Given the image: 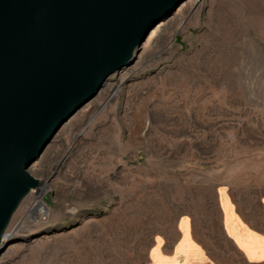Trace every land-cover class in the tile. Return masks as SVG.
Wrapping results in <instances>:
<instances>
[{"label":"rangeland","instance_id":"1","mask_svg":"<svg viewBox=\"0 0 264 264\" xmlns=\"http://www.w3.org/2000/svg\"><path fill=\"white\" fill-rule=\"evenodd\" d=\"M30 174L0 264H159L184 221L206 257L246 264L222 204L264 228V0L184 1Z\"/></svg>","mask_w":264,"mask_h":264},{"label":"water","instance_id":"2","mask_svg":"<svg viewBox=\"0 0 264 264\" xmlns=\"http://www.w3.org/2000/svg\"><path fill=\"white\" fill-rule=\"evenodd\" d=\"M186 0H0V255L63 124Z\"/></svg>","mask_w":264,"mask_h":264},{"label":"crops","instance_id":"3","mask_svg":"<svg viewBox=\"0 0 264 264\" xmlns=\"http://www.w3.org/2000/svg\"><path fill=\"white\" fill-rule=\"evenodd\" d=\"M222 209L225 227H228L227 229L233 233L231 236L240 242L246 264H264V228L254 231L249 226L243 225L236 219L229 203H223ZM179 228L183 234L182 243L177 247L174 255L165 258L159 255V264H224L206 257L205 253L193 244L186 221Z\"/></svg>","mask_w":264,"mask_h":264},{"label":"bare ground","instance_id":"4","mask_svg":"<svg viewBox=\"0 0 264 264\" xmlns=\"http://www.w3.org/2000/svg\"><path fill=\"white\" fill-rule=\"evenodd\" d=\"M43 205L42 201L37 202V207H41Z\"/></svg>","mask_w":264,"mask_h":264}]
</instances>
